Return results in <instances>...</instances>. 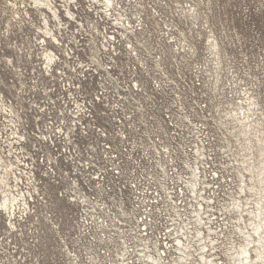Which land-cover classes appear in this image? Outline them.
Here are the masks:
<instances>
[{
  "label": "built area",
  "instance_id": "built-area-1",
  "mask_svg": "<svg viewBox=\"0 0 264 264\" xmlns=\"http://www.w3.org/2000/svg\"><path fill=\"white\" fill-rule=\"evenodd\" d=\"M91 1L95 3L89 0V8L95 13L114 15L108 4L112 0H106L103 8ZM52 7L59 28L68 30L59 7ZM62 9L70 20L76 19L77 12L69 4ZM117 25L125 30L121 35L127 43L126 52H134L141 62L145 58L133 48L126 31L134 33L143 25L139 22L134 26L130 20ZM94 28L97 30L96 23ZM106 28L107 35L100 31L102 47L110 51L106 58L92 36L89 41L94 46L84 58L86 51L81 52L85 48L77 29L66 42L54 36V43L65 53L62 66L59 53L50 51L44 57L49 78L39 92L41 103H32L47 123L44 138L57 152L49 150L46 158L32 156L30 161L24 159L25 151L16 148L17 164L10 166L9 180L0 184V211L6 215L9 231L19 238L7 248L0 247L4 252L0 264H156L158 257H166L169 264L174 228L188 214L190 205L203 212L206 198H228L226 193L237 181L236 174L239 178L240 171L253 165L256 142L264 140V113L257 112V102L246 110L240 101L218 104L211 114L213 122L186 119L180 124L165 114L163 126L147 124L142 101L147 86L140 76L131 84L129 78L125 81L113 76L123 70L117 62L121 51L116 46L117 37ZM47 41L43 39L42 44ZM133 74L135 71H130ZM14 142L18 140L8 141ZM64 142L72 144L76 152H68ZM58 154L73 164L75 173L90 172L83 185L73 177L80 195L74 193L69 200L77 203L81 212L71 227H63L61 219L47 215L51 230H37L30 221L38 214L31 220L30 215L37 211L34 203H46V194L36 169L44 161L43 175L57 183ZM60 194L65 196L62 190Z\"/></svg>",
  "mask_w": 264,
  "mask_h": 264
},
{
  "label": "rangeland",
  "instance_id": "rangeland-1",
  "mask_svg": "<svg viewBox=\"0 0 264 264\" xmlns=\"http://www.w3.org/2000/svg\"><path fill=\"white\" fill-rule=\"evenodd\" d=\"M94 1H91L93 5L101 8L105 6L104 3H108L106 0ZM47 4L59 7L60 18L66 22L68 30L59 28V19L54 17ZM67 4L77 12L76 19L70 20L62 9ZM108 4L114 14L112 17L95 13L89 8V0L72 3L69 0H0V151L4 157L1 163L8 167L0 169V178H3L0 184L9 180L12 172L10 165L17 164L14 154L16 148L25 151L24 159L30 161H33L32 156L46 158L44 154L49 150L57 152L49 139L43 136L48 130L47 123L39 115L40 108L32 101L41 103L39 92L49 78L45 74L44 57L52 53L50 51L59 53L62 56L61 66L66 59L62 47L54 43V36L66 42L76 29L81 32L79 36L85 48L81 52L86 51L83 55L86 59L87 52L94 46L89 41L91 36L101 48V56L106 58L109 55L110 51L101 44L103 35L100 31L107 35L105 26L108 32L117 37L116 46L121 51L117 62L123 70L113 76H120L125 81V78H129L128 84L140 76L139 79L147 86L142 99L147 124L163 126L165 114L173 116L180 124L186 119L192 122L209 119L213 122V107L236 101L243 103L244 110L251 107L252 102L255 107L254 102H257L260 105L257 112L264 113V0H112ZM125 20H130L134 26L139 22L143 25L142 30L134 33L126 31L133 48L145 58L141 62L134 52H126L127 43L121 35L125 30L117 25L119 21ZM95 23L97 30L94 28ZM43 39L49 40L46 45L42 44ZM72 47L76 46L72 43ZM130 71H135V74L130 75ZM102 73L106 75L104 71ZM154 80L159 85L158 89ZM111 84L108 83L109 86ZM34 116L40 121L36 123ZM22 135L25 136L19 137ZM9 140L18 142L10 144L8 148ZM64 143L68 152L71 149L76 152L72 144ZM256 143L254 160L255 155L259 157V142ZM84 145L80 143L83 153H86ZM10 149L13 150L10 152ZM57 157L60 158L55 165L57 183L43 175L44 161L36 169V175L45 183L41 189L46 194V203H34L37 211L30 215L31 220L38 214L30 221L37 230H51L47 215L61 219L63 227L68 224L71 227L81 212L77 203L69 200L76 193L73 177H77L83 185L84 177L90 172L84 175L75 173L76 168L69 160L61 159L60 154ZM80 158L84 159V156ZM236 176L237 181L229 190L231 192L226 193L228 198L223 196L222 201L215 199L216 203H213L215 200L212 197L205 199L201 217L204 221L211 219L210 227L213 229H217L220 224L227 225L223 228L224 234L232 235L237 244L242 241V237L233 226L235 222L231 224V217H237L238 214L226 208L233 198L245 200L248 192H240L238 186L242 184L241 176ZM60 190L65 196L60 194ZM79 195L76 193L75 196ZM192 209H197L195 204H191L188 214L178 221L173 236L176 237L175 231L179 229L180 223L189 219ZM0 234V247L4 248L19 238L9 231L3 211H0ZM218 247V261L228 264L224 246L218 244ZM173 252L174 248L169 252V261L173 258ZM3 253L0 250V254Z\"/></svg>",
  "mask_w": 264,
  "mask_h": 264
},
{
  "label": "bare ground",
  "instance_id": "bare-ground-1",
  "mask_svg": "<svg viewBox=\"0 0 264 264\" xmlns=\"http://www.w3.org/2000/svg\"><path fill=\"white\" fill-rule=\"evenodd\" d=\"M52 6L47 4V7L54 10ZM9 107L12 109L11 106ZM248 127H250V123H248ZM5 140L7 139L5 138ZM258 142L259 157L256 158L255 155L254 165H249L239 172L242 184L239 183L238 187L240 192H248L247 197L245 200H242L241 197L233 198L226 208L229 212L236 211L238 214L237 217H231V224L235 222L233 226L237 234L242 237V241L236 244L232 235L224 234L223 228L227 225L220 224L217 229H213L210 227L211 219L204 221L201 212L198 209H192L189 219L180 221L182 223L175 231L173 258L170 259L169 264H224V261L219 262L217 258L218 244L224 246L228 264H264V141L258 139ZM8 145L9 148L11 145L10 143ZM1 151L0 169L8 168L7 164L1 163V160H4ZM6 177L8 178V176ZM2 179L1 177L0 183ZM248 179L249 181H247ZM165 258L158 257L154 261L156 264H166Z\"/></svg>",
  "mask_w": 264,
  "mask_h": 264
}]
</instances>
